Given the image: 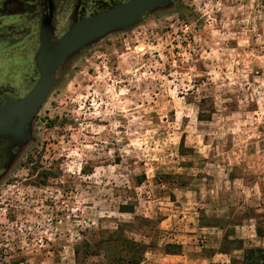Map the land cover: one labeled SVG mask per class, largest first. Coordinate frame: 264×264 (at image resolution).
<instances>
[{"label":"rangeland","instance_id":"1","mask_svg":"<svg viewBox=\"0 0 264 264\" xmlns=\"http://www.w3.org/2000/svg\"><path fill=\"white\" fill-rule=\"evenodd\" d=\"M128 1L47 0L53 43ZM40 30V0H0V107L39 80ZM126 242L138 264L264 250V0H169L72 54L0 132V264L139 260Z\"/></svg>","mask_w":264,"mask_h":264},{"label":"water","instance_id":"2","mask_svg":"<svg viewBox=\"0 0 264 264\" xmlns=\"http://www.w3.org/2000/svg\"><path fill=\"white\" fill-rule=\"evenodd\" d=\"M168 1L130 0L75 24L67 34L53 43L49 30L47 0H41L40 45L35 58L40 78L23 98H7L0 107V132L17 131L38 113L52 91L58 69L72 54L115 29L135 24L142 16Z\"/></svg>","mask_w":264,"mask_h":264},{"label":"trees","instance_id":"3","mask_svg":"<svg viewBox=\"0 0 264 264\" xmlns=\"http://www.w3.org/2000/svg\"><path fill=\"white\" fill-rule=\"evenodd\" d=\"M122 213H130V212H122ZM131 246L130 250L134 251V254H136L137 259H129L127 260L128 264H138V261H140L143 253H144V246H139L134 243H128ZM141 247V248H140ZM244 261L246 264H264V250L260 248L256 249H249L244 251Z\"/></svg>","mask_w":264,"mask_h":264},{"label":"flooded vegetation","instance_id":"4","mask_svg":"<svg viewBox=\"0 0 264 264\" xmlns=\"http://www.w3.org/2000/svg\"><path fill=\"white\" fill-rule=\"evenodd\" d=\"M129 2V1H128ZM113 9V8H112ZM47 10H48V7H47ZM40 11H41V0H40ZM105 12V11H104ZM102 13V12H101ZM100 14V13H99ZM49 15V13H48ZM96 16V15H95ZM143 17V16H142ZM87 19V18H86ZM85 20V19H84ZM83 21V20H82ZM41 22H42V12H41ZM81 22V21H80ZM79 23V22H78ZM49 24H50V19H49ZM77 24V23H76ZM50 30V29H49ZM70 31V30H69ZM64 36V35H63ZM62 36V37H63ZM53 42V41H52ZM56 43V42H55ZM65 62V61H64ZM33 89V88H32Z\"/></svg>","mask_w":264,"mask_h":264}]
</instances>
